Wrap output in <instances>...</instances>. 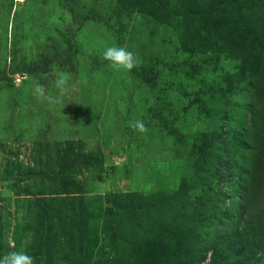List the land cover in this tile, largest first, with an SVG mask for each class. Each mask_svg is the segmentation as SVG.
I'll use <instances>...</instances> for the list:
<instances>
[{
  "label": "rangeland",
  "instance_id": "rangeland-1",
  "mask_svg": "<svg viewBox=\"0 0 264 264\" xmlns=\"http://www.w3.org/2000/svg\"><path fill=\"white\" fill-rule=\"evenodd\" d=\"M120 1L0 0V257L24 250L36 264H124L131 245L124 233L138 220L133 222V216L150 224L153 216L161 220L165 210L168 217L178 212L173 216L180 214L185 224L184 199L201 202L202 197L211 210L220 204L228 213L238 208L231 203L241 201L249 167L251 146L244 133L257 97L254 87L264 74L258 56L264 44L250 49V43L244 47L238 41V58L225 56L233 41L228 40L215 66L207 62L214 54L207 44L198 52L185 50L203 41L195 28L186 35L191 26L179 22L176 13L157 20ZM225 1L191 2L204 10ZM185 2L167 0L165 5L181 13ZM112 44L134 51L141 65L183 64L182 75L192 77L198 69L195 79L205 74L218 102L208 104L202 97L184 111L189 102L173 100L170 112L181 117L168 123L172 130L162 131L154 116L159 91L143 85L140 66L131 72L109 67L102 52ZM247 50L257 51L259 61L249 58ZM162 71L161 79L168 81ZM59 73L70 77L63 92L55 87ZM38 84L51 100L36 94ZM136 120L147 132L129 127ZM219 134L224 142L213 140ZM206 135L207 143L222 149L224 160L202 155ZM95 154L103 157L82 159ZM203 160L211 161L209 171L216 170L217 176L208 175ZM239 183L242 188L236 190ZM156 195L168 203L154 200ZM139 200L151 204L145 218L133 210ZM123 205L131 214L120 213ZM216 214L210 211L211 218ZM112 220L120 221V235L106 223Z\"/></svg>",
  "mask_w": 264,
  "mask_h": 264
},
{
  "label": "trees",
  "instance_id": "trees-1",
  "mask_svg": "<svg viewBox=\"0 0 264 264\" xmlns=\"http://www.w3.org/2000/svg\"><path fill=\"white\" fill-rule=\"evenodd\" d=\"M166 1L121 0L120 2L121 5L129 9L139 8V11L145 15H156L157 20H161L160 15L170 16L172 13H176L179 22L191 26L186 31V35L188 36L190 30L195 28L203 41H194L191 45L187 44V46H184L185 50L190 53L198 52L203 48L204 43L207 44L205 48H210L214 53L207 59L210 60L207 62H214L215 66L220 64L219 62L222 60L220 53L225 52L222 47L228 40H233L232 43L226 45L230 53L225 56L229 57L232 54L239 58L240 51L238 50L242 48L243 43L245 46L251 45L250 49L258 44H264V0H235L233 5L230 4L231 0H226L220 6L215 5L214 8L209 7L204 10L196 9L191 2L192 0H186L183 8H181V11H183L181 13L168 9L165 5ZM228 2L229 4H227ZM225 5L226 9L224 8ZM242 7H244L243 12L240 9ZM226 11L227 14L223 18V13ZM234 39H237V41ZM238 41L242 44L241 46ZM198 43H201V47ZM246 54L249 58L252 57V60L253 58L258 60L255 56L258 54L257 51L254 53L253 50H247ZM258 56L264 61L263 53ZM215 57L216 59H214ZM186 59H184L185 62L188 61ZM175 64L177 68L174 63L170 65L165 63L154 65L152 63L150 66L145 63L140 65L139 69L140 75L145 80L143 85L149 89L151 87L154 92L159 91L157 110L154 109L156 110L154 116L162 124V131L168 130L166 127L169 126L170 121L174 122L181 117L177 115L178 112H170L176 104L173 100H187L189 103L184 107V111H189L194 103L201 102L202 97L208 104L218 102V98L214 97V91L205 74H203V78L197 80L195 78H197L198 69L193 77L182 75L183 64ZM25 69L32 70L33 68L26 65ZM162 70L166 71L168 81L161 79ZM260 70H264L263 64ZM209 72H211L210 69H208ZM175 75H178V78H175ZM179 88L182 90L180 92L181 98L179 96L172 97L169 102L167 99L171 93L178 91ZM254 91H256L258 98L253 97L254 101L252 99L255 105L250 110L251 122L246 126L244 133L245 139L249 141V146H251L249 167L243 177L244 186L242 193H240L241 201H238L239 204L236 202L231 203L233 208L238 207L237 210L230 213L224 212L222 204L216 205L218 208L215 207V210H211L209 200L202 197L201 202L184 199L183 216L187 218L185 224H183L180 214L173 216L177 215L178 212L169 214L168 217V213L164 210L162 214H165V216L161 220L153 216L154 220L152 219L150 224L145 220H139L143 218L133 216L131 219L133 222L136 219L138 220L128 228V232L124 233L130 237L131 243L128 247L129 258H125L124 264H202L209 251H212V255L208 264H220L222 262L224 264H264V202L260 203V200L264 199V74L262 75V81L255 85ZM209 93H212L211 97L207 96ZM163 104L167 107L165 108ZM258 104H260V108H257ZM169 129L172 130L171 127ZM218 136L213 137L215 142L225 141V138L221 137L222 134ZM209 140L210 137L206 135L204 147L201 149L202 155L209 156L213 162L218 159L224 160L221 153L222 149L219 146L207 143ZM95 157L102 158L103 154L84 155L82 159L91 161ZM211 161L207 165V161L203 160L200 165L206 169L209 176H217L216 170L212 173L209 171L212 167ZM61 172L60 170V175ZM72 182L74 186L78 187L75 181ZM235 183L238 182L235 181ZM241 188V183H239L236 190ZM258 191H263V194ZM234 196L236 197L237 193ZM178 197L181 198V194ZM249 198L252 199L251 202H249ZM163 199L171 200L172 198L164 197ZM154 200L162 199L156 195ZM179 201H182V198ZM162 202L168 203L164 200ZM247 203L255 210L249 209ZM177 204L181 205L180 202ZM150 207L151 204L139 200L133 210L138 211L145 218L148 216ZM110 211L112 216L115 217V212L112 209ZM210 211L217 213L214 216L215 218H211ZM120 213L131 214V209L123 205L120 207ZM247 213L250 214L251 218L247 219ZM106 223L110 224L108 225L110 227H115L120 235V228L122 227L119 224L120 221L114 222L112 220ZM214 224L216 225L214 226ZM125 238L128 240L127 237ZM123 240L124 237H122Z\"/></svg>",
  "mask_w": 264,
  "mask_h": 264
},
{
  "label": "clouds",
  "instance_id": "clouds-1",
  "mask_svg": "<svg viewBox=\"0 0 264 264\" xmlns=\"http://www.w3.org/2000/svg\"><path fill=\"white\" fill-rule=\"evenodd\" d=\"M102 59L109 62V67L117 71L131 72L134 68L142 64L141 58L125 47L116 44L106 45L102 52ZM70 77L67 73H59L55 80V87L63 92L69 84ZM38 96L51 100V97L45 96V89L42 85L35 88ZM129 127L141 133L147 132V128L140 120L130 121ZM0 264H36L35 258L24 250L10 251L0 257Z\"/></svg>",
  "mask_w": 264,
  "mask_h": 264
}]
</instances>
